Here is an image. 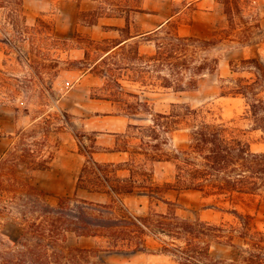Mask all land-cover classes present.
Instances as JSON below:
<instances>
[{
    "label": "trees",
    "instance_id": "obj_1",
    "mask_svg": "<svg viewBox=\"0 0 264 264\" xmlns=\"http://www.w3.org/2000/svg\"><path fill=\"white\" fill-rule=\"evenodd\" d=\"M89 1L96 3V7L80 12L83 23L97 25L104 10H108L107 18L124 19L125 25L110 27L119 31L117 39H90L81 63L90 60L94 52H102L94 64L108 62L119 53L129 60L134 52L139 67L135 82L149 92H195L205 77L215 76L220 97L244 99V119L251 121L253 130L264 133V60L259 55L230 60V75L222 77L221 57L214 54L223 44L237 49L256 43L263 31L259 19L254 22V17L238 15L251 8L255 0H218L223 5L227 26H221L208 37L183 36L171 21L150 32L138 28L132 32L131 15L153 13L142 8L144 0ZM24 3L25 0H0V13L18 40L26 37L28 29ZM144 43H153L155 52L143 54L140 48ZM107 64L97 74L107 85H115L122 91L124 87L115 78L110 63ZM145 92L125 93L136 99L137 107H132L128 99H101L123 105L124 111L114 115L150 117L149 125H131L128 130L127 136L135 137L138 144L121 140L113 150L98 146L94 132L74 134L80 152L86 157L78 188L105 194L111 197L109 202L98 203L74 195L59 198L53 206L47 200L48 194L37 186L15 175L5 178L0 174V264H98L89 259L98 257L101 251L69 244L71 236L107 238L115 246L121 242L134 243L130 250L133 252L146 248V236H161L167 238L162 241L161 252L180 264H264V229L258 218V206L264 202V153L252 152L226 122L209 118L211 113L204 108L177 103L170 113L153 111L142 98ZM132 129L139 136L131 135ZM181 130L188 131V143L171 154L162 153L161 133L168 136L166 143ZM24 133L19 130L15 134L20 137ZM117 150L130 155L127 178L118 176L119 164L94 158L95 153ZM31 151L24 149L27 155ZM7 155L8 152L0 159V165ZM52 160L32 165L22 158L10 161L15 167L24 163L33 172L48 169ZM163 161L175 163L177 174L174 181L160 184L154 181L153 171L147 166ZM15 187L23 188L22 192L18 194ZM189 192L200 193L205 200L203 209L223 213L221 219L211 222L180 217V197ZM126 196H147L151 209L164 205L167 212L136 216L125 205ZM15 200L29 208L18 210L20 216L14 218L9 204ZM255 204L256 211L252 212Z\"/></svg>",
    "mask_w": 264,
    "mask_h": 264
},
{
    "label": "rangeland",
    "instance_id": "obj_2",
    "mask_svg": "<svg viewBox=\"0 0 264 264\" xmlns=\"http://www.w3.org/2000/svg\"><path fill=\"white\" fill-rule=\"evenodd\" d=\"M95 7L96 3L89 0L81 3L78 0H25L24 8L28 29L23 40L17 39L16 33L11 26L7 25L3 14L0 13V134H7L13 127H21L20 130L25 132L20 137L13 134L8 140L9 152L5 157V162L0 165L1 175L5 178L15 175L28 184L36 186L33 173L28 171L27 165L21 163L15 167L10 161L12 158H22L30 165L41 163L44 160L51 161L61 143L60 132L69 131L73 135L75 132L90 134L92 132L85 127V122L94 114L93 110L111 113L124 111L121 107L123 105L119 103L112 105L109 102L111 104L109 106L96 101L104 98L128 99L132 107H137L136 99L127 97L125 93L137 94L141 91H146L142 94V98L155 112L170 113L173 105L177 103L210 111L209 118L222 119L226 122L235 134L249 145L252 152L264 153V133L253 130L251 121L244 119V99L220 97L219 82L215 76L205 77L201 81L199 90L195 92H149V89H142L140 84L135 82L139 76V67L134 59V52L129 60H124L119 53L108 62L99 61L96 64L94 63L102 56V52H94L90 60H86L85 64L81 63L80 61L85 58V49L89 47L90 39L95 41H102L105 38L117 39L120 37L119 31L110 29V27H124L125 25L124 19L107 18L105 13H109L108 10H104V16L97 25H86L79 17L80 12L91 11ZM142 8L153 12L151 14L158 13L159 16L131 15L129 20L133 26L132 32L137 28L145 32L153 30L159 21L167 19L179 10L183 12L169 21L177 25L178 32L183 36L208 37L221 26H227L223 5L219 7V10L216 8L210 10L212 15L210 20L201 19L197 23L193 22V8L187 6L183 0H144ZM156 9L159 11H155ZM238 15L254 17V22L259 19L263 31L260 37L255 39L256 43L249 47L229 49L227 44H223L214 50V54L221 57L220 74L222 77L230 75V60L253 55H259L264 60V0H255L251 8L243 10ZM167 22L164 25L167 26ZM140 51L143 54H153L155 45L144 43ZM107 63H110L115 78H118L124 87L122 91L115 85H107V81L97 74L99 70L108 67ZM85 66L89 69H84ZM138 115L139 117L135 119L138 125L150 124L148 115ZM131 135L139 136V133L132 129ZM166 137L168 136L165 133H161L159 138L162 143L161 152L165 154H171L180 146L188 143L187 130L176 132L172 139L164 143ZM120 139L121 137L118 138ZM127 141L132 145L139 143V140L133 136ZM3 146L4 144L0 142V148ZM26 148L32 150L29 155L24 152ZM147 167L153 171L154 181L160 184L174 181L177 174V167L172 162H153ZM15 188L18 189V194L23 190L21 187ZM47 200L53 206L58 203L53 198L48 197ZM204 202L200 193L184 195L179 202L181 206L178 210L179 216L192 221H219L223 213L217 210H203ZM128 207L136 216H143L148 211L157 212L154 208L152 210L141 209L138 204L129 203ZM28 208L18 200L9 204L11 215L14 218L20 216L18 210ZM256 208L255 204L252 212H255ZM258 209L259 226L264 229V202H261ZM6 220L8 219L4 221ZM158 238L161 243L167 240L161 236ZM73 243L74 241H69V244ZM97 245V249L101 251L100 258L89 259L92 263L180 264L170 258L149 259L146 255H135V252L130 251L135 247L134 243L121 242L115 246L116 243L111 239L102 238ZM213 252L216 250L213 249ZM83 264L87 263L83 262Z\"/></svg>",
    "mask_w": 264,
    "mask_h": 264
},
{
    "label": "crops",
    "instance_id": "obj_3",
    "mask_svg": "<svg viewBox=\"0 0 264 264\" xmlns=\"http://www.w3.org/2000/svg\"><path fill=\"white\" fill-rule=\"evenodd\" d=\"M177 1V0H173ZM187 3V6L193 8V22L197 23L201 19L210 20L212 18L211 9L219 10L220 4L217 0H183ZM155 11H159L156 9ZM183 11H176L173 15L169 16L165 20L159 21L155 25L154 29L159 28L164 25L167 21L179 16ZM153 17H158L159 14H150ZM119 20V19H118ZM153 30H147L150 32ZM94 102V100H92ZM102 105H111L109 101L99 100ZM93 115L86 119L85 127L88 131L94 132L97 135L96 143L98 146L107 149H115L121 140L129 139L127 136L128 130L131 125H138L135 119L139 115L124 116V115H114L111 112L104 111L99 112V110H93ZM21 128V127H20ZM20 128H11L7 134H0V142L4 144L0 148V159L9 152L8 140L11 139L12 135L15 134ZM121 137L120 140L118 138ZM59 139L61 141L51 165L48 169L33 171L32 175L35 179L36 186L43 192L48 194L49 198H53L56 201L62 197H72L77 195L81 199L88 201L107 203L111 200V197L98 193L89 191L87 189L78 188V180L83 172L86 163V157L79 150V145L77 139L69 131H62L59 133ZM94 158L98 162H113L120 165V170L118 171V176L121 178H127L130 176L129 164L130 155L128 152L123 150L119 151H109V152H99L94 154ZM198 193V192H189ZM189 193L182 194L179 202L183 199V196ZM202 197V195H201ZM203 199V198H202ZM204 200V199H203ZM125 205L128 207L130 204H138L141 209L152 210L156 209L157 212L166 213L167 207L160 205L159 207L152 206L150 208V202L147 196H126L123 198ZM205 201V200H204ZM129 208V207H128ZM166 209V211H163ZM204 210V209H203ZM212 210V209H208ZM149 212V211H148ZM144 214L143 216L147 215ZM179 215V214H178ZM101 237H76L71 236L69 241H74V245L85 248H97L98 241ZM72 244V245H73ZM146 248L143 251L135 252L136 254L146 255L149 259H173L168 255L161 252L162 243L158 237L146 236L145 237ZM216 248H212V250ZM101 253V252H100ZM97 258H100L97 257Z\"/></svg>",
    "mask_w": 264,
    "mask_h": 264
}]
</instances>
